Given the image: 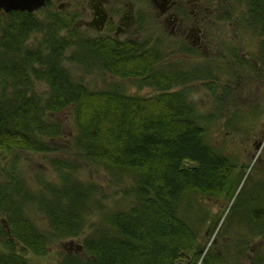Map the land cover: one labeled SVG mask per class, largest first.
Wrapping results in <instances>:
<instances>
[{
    "label": "trees",
    "instance_id": "1",
    "mask_svg": "<svg viewBox=\"0 0 264 264\" xmlns=\"http://www.w3.org/2000/svg\"><path fill=\"white\" fill-rule=\"evenodd\" d=\"M225 1L217 19L234 21L235 32L249 33L256 46L245 56L229 49L234 66L264 83V0ZM65 25L59 17L40 21L29 12L0 21L1 155L57 152L65 134L59 115L66 111L75 130L68 157L49 158L47 168L58 178L39 176L35 194L11 190V181L18 188L26 181H4L0 172V212L22 242L21 253L7 242L0 264H30L28 253L43 256L53 244L79 237L80 251L65 253L60 264H264V245L251 247L264 238V166L255 161L254 179L234 144L241 138L236 134L249 135L238 126L240 114L246 107L249 117L260 111L238 104L232 89L240 79L231 76V57L223 82L219 62L169 66L168 72L155 45L147 51ZM32 34L40 36L35 45ZM70 63L87 75L107 73L157 94H129L123 83L90 88L72 75ZM37 82L44 83V94ZM198 82L205 84L211 109L194 97ZM251 123L246 119L243 126ZM81 163L120 188L113 206L103 203L97 182L74 176Z\"/></svg>",
    "mask_w": 264,
    "mask_h": 264
},
{
    "label": "rangeland",
    "instance_id": "2",
    "mask_svg": "<svg viewBox=\"0 0 264 264\" xmlns=\"http://www.w3.org/2000/svg\"><path fill=\"white\" fill-rule=\"evenodd\" d=\"M202 3H204L205 0H199ZM223 0H207V8L209 11H212L213 8L216 9L217 13H220L221 15L224 14V4H222ZM43 14V13H42ZM41 13L38 14L39 18L43 17ZM217 15V16H221ZM37 17V16H36ZM0 21H4L3 18L0 16ZM209 21L206 23L208 24ZM210 25L211 31L208 32L209 35H213L212 37L215 38L213 47L211 49H208L206 51H201L198 54V59L193 62H189L190 64H202V65H211L212 60H207L206 55L210 54L211 52H216V60L215 62H219L221 65L220 72H218L221 77H219L221 80L224 77H227L228 70L230 68H227L226 62L230 55L228 53L229 49L235 47L237 54L240 56H245L244 54H250L255 53L254 50H256L255 42L253 41V38L249 33L243 34L241 36L239 33L235 32L234 27V21L228 22V21H221L215 18V21L210 22L207 26ZM81 33H83V30H80ZM62 36L67 34V31L61 32ZM40 36L39 34H32L29 43L31 45H35ZM203 53V54H202ZM226 54V55H222ZM225 56V59L223 57ZM223 59V61H218L220 59ZM226 60V61H225ZM234 58L231 57V66L233 74L231 76L237 77L240 79L237 81V84L235 85L234 89L232 91L238 92L236 95L238 96L237 101L239 102L241 106L244 105H255L256 108L254 109L257 111H260V115L257 117H249L247 114L249 109L246 107L244 110L245 113L240 114L241 116V122L238 123L239 128L249 129V135H246L244 133L236 134L240 136L241 138L234 139V144L239 148L238 152L239 155L237 156V160L239 161L240 165H246L245 169H247V173H249V169L253 167L254 163H260V166H264V83L259 82L256 80V78L252 77L248 73L245 75H242L240 71L239 66H234ZM183 62V59H180L178 64H181ZM184 63V64H189ZM168 63H166L167 65ZM67 67L72 72V75L75 78H81L84 83L89 84L90 88L93 89H102L107 87L108 85H116L119 83H123L125 86L128 87V93L141 96H151L153 93L157 94L156 92L152 91L151 89H141L140 92L137 90L136 87H133L129 80L122 81L119 78H115L113 76L110 77L107 73H95L94 75H87L84 73V70H82L80 67L74 66L73 64H67ZM177 66H173V69ZM233 78V77H232ZM228 80V79H227ZM223 82V80H222ZM205 85L203 82H198L194 85H192V88L194 90V94L197 98L198 103L203 106V108H209L211 109L212 100L208 94L207 89L203 86ZM35 87L40 94H44L46 87L44 83L37 82L35 84ZM259 113V112H257ZM59 118L62 119L64 125H65V134L58 142V149L57 152L53 154H46V153H24L19 150L12 151L11 153L3 156L0 152V172L2 173V178L7 179L8 181L12 180V178L20 180H25L27 184L23 186V188H27L30 191H33L35 194V190L37 189V186L35 184H38V177H44L45 179L54 181V179L58 178L57 173L54 171L48 170L47 167H49V158L50 157H58V158H67L68 157V142L71 137V135L74 134V125L70 122L71 119L68 118L67 111L60 114ZM246 119L251 120L253 123L250 124V128L248 127V124L246 123V126H243ZM256 121V123H254ZM233 138V137H232ZM236 138V137H234ZM230 146V145H229ZM233 148V146H232ZM256 161V162H255ZM250 175H253L254 179L257 178V173H254V168L250 169ZM74 176L76 178H80V180L84 179H93V181L97 182L98 185L102 189V194L106 196V199L104 200V204L106 207L113 206V203L116 199L119 198L120 188H116L115 186H112L108 183V179L104 176V174L94 168H90L85 163H81L78 165V170L75 171ZM259 177V176H258ZM3 180V179H2ZM244 181V180H243ZM3 182V181H2ZM4 183V182H3ZM22 189V188H21ZM118 191V192H117ZM16 197V195H14ZM27 210V209H25ZM217 211V209H214ZM29 211V210H28ZM32 212V211H30ZM35 210H33L34 214ZM37 219L41 220V222L44 223V220L40 217V215L36 214ZM4 218V214L0 212V222L1 219ZM98 220V217L95 216L92 219V222L95 223ZM0 226L2 224L0 223ZM2 230L4 228L1 227ZM90 230L86 229L84 232V235L88 234ZM6 238V236H5ZM256 241V240H255ZM257 241L254 243L251 247L253 251H255L257 248L263 247L264 245V238L257 239ZM262 241V242H261ZM81 237L75 238V239H68L65 240L62 243L59 244H53L50 249L48 250L47 254L43 256H35L31 253H28L27 258L30 261V264H60L62 257L65 253L68 252H77V247L80 245ZM8 244L2 239L0 241V250H5V246ZM251 253V252H250ZM252 254V253H251ZM242 264H248L247 261H244V259H241Z\"/></svg>",
    "mask_w": 264,
    "mask_h": 264
},
{
    "label": "flooded vegetation",
    "instance_id": "3",
    "mask_svg": "<svg viewBox=\"0 0 264 264\" xmlns=\"http://www.w3.org/2000/svg\"><path fill=\"white\" fill-rule=\"evenodd\" d=\"M224 3L225 0L222 1ZM17 12L21 11L2 10L0 16L6 21L10 13ZM40 13L43 17L39 18ZM30 14L40 21L59 17L65 21L66 30L69 31L67 26L77 27L79 32L84 31V36L135 45L147 51L155 45L163 51V64L168 72L171 70L169 66L181 69V64L196 61L201 51L213 47L215 38L209 35L211 29L207 25L217 19L216 9L208 10L207 0L204 3L199 0H46L44 6ZM206 57L215 63L216 52ZM180 59L183 62L178 64ZM185 65L196 66L199 63ZM11 182V190L22 192L23 186L18 188V182ZM17 194L16 197L19 196ZM0 223L7 233V237H0V241L4 239L6 243L13 244L21 253L22 242L12 237L6 218H2ZM80 249L77 247L76 250Z\"/></svg>",
    "mask_w": 264,
    "mask_h": 264
},
{
    "label": "water",
    "instance_id": "4",
    "mask_svg": "<svg viewBox=\"0 0 264 264\" xmlns=\"http://www.w3.org/2000/svg\"><path fill=\"white\" fill-rule=\"evenodd\" d=\"M46 0H0V11H21L35 12L45 5ZM188 168H194L195 165L188 164Z\"/></svg>",
    "mask_w": 264,
    "mask_h": 264
}]
</instances>
